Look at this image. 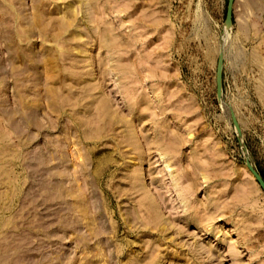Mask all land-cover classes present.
Segmentation results:
<instances>
[{
  "label": "rangeland",
  "instance_id": "rangeland-1",
  "mask_svg": "<svg viewBox=\"0 0 264 264\" xmlns=\"http://www.w3.org/2000/svg\"><path fill=\"white\" fill-rule=\"evenodd\" d=\"M228 1L97 0L104 23L80 25L76 41L87 53L60 56L47 76L40 67L42 101L44 82L68 65L90 91L79 75L68 76L74 107L47 108L50 116L35 119L57 122L53 129L14 131L0 116V264H264V192L246 167L264 179V0H234L230 26ZM21 2L32 17V1ZM31 43L40 60L56 48L38 34ZM12 84L3 86L0 112L15 102ZM103 102L107 114L97 121ZM45 160L52 187L77 179L74 195L87 206L82 219L61 212L72 219L66 230L59 197L41 188Z\"/></svg>",
  "mask_w": 264,
  "mask_h": 264
},
{
  "label": "bare ground",
  "instance_id": "bare-ground-1",
  "mask_svg": "<svg viewBox=\"0 0 264 264\" xmlns=\"http://www.w3.org/2000/svg\"><path fill=\"white\" fill-rule=\"evenodd\" d=\"M31 1H32L31 8L34 10H33V13H31L32 17H29L28 13L26 12L25 4L22 3L21 0H0V97L2 95L1 92L4 90L3 86H5L6 84H9V83H13L12 84L13 85L12 94L15 97V99H14L15 102L11 105L10 108L5 109L4 111L0 112V116L3 117L5 120L7 118V120H10V121L13 120L14 121V124H13V125H15L14 131H18L21 124H24V126L26 128H32V127L37 126L38 128L36 130L40 131V129H42V126H44L45 124L43 125V123L42 124H39L38 122L36 123L35 119L38 118L37 117L38 114H40V116H45V114L47 113L50 116L51 114H50V112H48L50 110L56 111V109H58V111H59L61 109V107L64 108L65 105L74 107V105L76 103H74L75 101H73V99L75 100L76 97H74V95H71V92H69V89L72 87L73 84L76 85V83H74L71 78H69V80L71 82H73V84L71 83L72 85L64 83L68 79V76H75V75L78 76L79 75L80 79L82 78V82L84 83V86L82 87L84 89V93L90 91V85H88V83L84 82L86 80L83 79V76H82L83 74L81 72H78V71L77 72L73 71L75 67L71 66V68H70V66L67 64L68 67H65L63 69V71L66 73L63 72L64 74L61 76V78L60 77L58 78V80H60V82L58 80H51V81L49 80V81H45V82L43 81L44 84L46 85L45 90L47 92L48 97L46 98L47 101L46 100L42 101L43 97L42 98L39 97V93H40L39 84L41 85V82H42V80H40V78L41 77L44 78V77L41 76L42 72H41L40 67H42V65H43V68H42L43 73H45L47 76V74L49 72H51L54 67L56 68V66L59 65L60 56L62 59L65 60L66 57L71 58V57L77 56V53H79V54L80 53L83 54L85 52L87 53L86 49L80 48L78 46V44H76V41H79L81 39V37H83V34H84V33H81V30H79L80 25L85 24L87 27H89L90 23L95 24V26L100 25L101 23H104V21H103L104 17L102 18V15H103L102 10H101V12L98 11L102 8H100V6H98L97 0H31ZM50 5H51L50 10H48L49 8L47 9L48 11L45 10L46 9L45 6H50ZM98 7H99V9H98ZM95 10L100 15L98 14L96 16H93L94 14H92V13H94ZM54 12L57 15L54 14V16H52V14ZM46 14H49V16L47 17ZM46 19H48V21H46ZM77 28H78V30H77ZM105 30H106V28L105 29L101 28L100 31L97 32V35L101 36L103 39H105V42H107ZM65 32L66 33L68 32L66 37H65V35L63 36V34H65ZM35 34H38V36H40L42 38V40L50 38L56 42V48L52 47V49H46L45 51H43L45 58L41 59V60H40V58L37 59L35 57L37 51H36V49L31 48V45H30V44H32L31 39ZM99 40H100V38H99ZM28 43H29V47H26L25 45H27ZM73 51H75L77 53H73ZM63 67H64V64H63ZM50 76H53V75H50ZM61 79H63V80H61ZM77 79H78V77H77ZM77 79H76V81L80 80V79L79 80H77ZM57 82L60 85L58 84L59 87L54 89L53 86H56ZM67 82H69V81H67ZM66 85H67V87H65ZM73 87H74V85H73ZM41 89H42V86H41ZM29 92H33L34 94H36V97L33 99H30L27 95V93H29ZM81 92H83V91H81ZM81 92H79V93H81ZM64 93H66V94H64ZM90 95L91 94H89V95L86 94V96L84 95L81 99L87 98ZM81 99H79L78 102ZM1 101L2 100L0 98V102ZM4 101H7V99H5ZM41 101L44 104V106L42 107L43 111L41 109H39V107L41 106ZM52 107H54V108H52ZM47 108H50V110H47ZM93 113H95V112H93ZM106 114H107V109L105 107V103L103 102L100 104V106H97V114L95 113L92 116L96 115L97 117H95V118H97V121H102L105 119ZM52 116H54V115H52ZM93 118H92V120H93ZM58 121H59V119H58ZM132 122L133 121L131 118L124 120V124H125L124 126L127 127L130 124H132V126H133ZM5 125L7 126V123H5ZM10 126L12 127V125H9V127ZM45 126L48 129L49 128L53 129L52 127L57 126V122H55L54 124H48L47 123V125H45ZM107 127H106V129H107ZM7 129L9 130V128H7ZM93 129H94V126H93ZM89 131L91 133H93L92 130H89ZM95 131H96L95 133L99 132L98 129ZM102 133H104V132H102ZM0 135H2L1 132H0ZM2 136H0V137H2ZM15 136L17 138V135H15ZM93 138H95V137H93ZM0 139H2V138H0ZM3 139H6V138H3ZM21 141L22 140H20V142ZM78 155L80 158V154H77L76 157ZM45 161H43V163H45V164H42L43 166H41V164H40V172L38 170L39 176L41 177L40 180L42 181V182L40 181L41 182V188L44 191L47 190V192L50 190H53L55 196L59 197V200L55 201V204H58L56 214L60 218V222L58 221L59 222L58 224L60 226L61 225L64 226L65 227L64 229L66 230L68 227L69 228L73 227V223L71 221L72 219L70 216L67 217L66 219H65V217H63L62 213L64 210L67 209L68 211L66 213H70V215H73V216H75V213H77L76 218L80 217L82 219L83 217H86V211H87L86 207L87 206L85 204L84 198H82L84 196L81 197V195H80V197L83 199L82 200V199H78L77 198L78 196L74 195L76 188L78 191L77 183L75 182L77 179L76 180L74 179L75 181L72 179L73 182L71 180H69V181H71L70 182L71 184H69V185H68V182L64 181L63 184L61 183V185H59V187L58 186L52 187L51 178L54 176H53V174H49L48 170L50 167H47V164H46L48 160H45ZM64 161L65 160L61 159L60 166L58 169L59 170L63 169V170H61L60 173L59 172L58 173H59L60 179L66 180V174L65 173L68 170V168L66 170L67 166L65 165ZM74 168H76V167H74ZM76 171H77V169H76ZM72 174H73V172L71 173V175ZM67 175H69L68 172H67ZM66 183H67V185H66ZM83 187H84V185H83ZM85 190L86 189H84V191ZM65 193L67 194V196L69 198L70 197L72 198V205L68 204V202L66 200L68 197L64 196V195H66ZM80 193H81V190H80ZM54 194H52V195H54ZM49 195H51V194H49ZM48 197L49 196H47V198H45L43 200V202L49 201L48 203H50L52 201V198L51 197L48 198ZM55 198H53V199H55ZM87 203H88V201H87ZM66 204H67V207H66ZM91 216H92V214H91ZM68 219H70V220H68ZM65 222H66V224H65ZM63 224H65V225H63ZM79 242H81V241H79ZM4 256H5V254H4ZM4 256L1 255L0 257H1V259L3 257V259L6 260V258Z\"/></svg>",
  "mask_w": 264,
  "mask_h": 264
},
{
  "label": "water",
  "instance_id": "water-1",
  "mask_svg": "<svg viewBox=\"0 0 264 264\" xmlns=\"http://www.w3.org/2000/svg\"><path fill=\"white\" fill-rule=\"evenodd\" d=\"M234 0H229L228 1V6H227V13H226V20L225 24L227 26H230L232 23V5H233ZM222 66H223V58L222 56H219L218 61H217V70H216V88H217V97L221 101L222 98ZM230 116L232 118V121L235 125L236 131L238 133V136L241 135L240 129L238 122L232 112L230 110ZM246 167L249 170V172L252 174V176L255 178L256 182L264 192V179L260 175V173L252 166V164L249 161H246Z\"/></svg>",
  "mask_w": 264,
  "mask_h": 264
}]
</instances>
